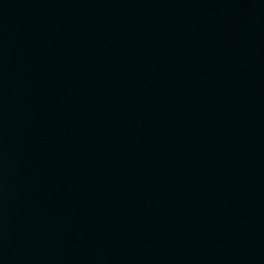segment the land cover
<instances>
[{
  "label": "water",
  "instance_id": "1",
  "mask_svg": "<svg viewBox=\"0 0 264 264\" xmlns=\"http://www.w3.org/2000/svg\"><path fill=\"white\" fill-rule=\"evenodd\" d=\"M0 264H264V0H0Z\"/></svg>",
  "mask_w": 264,
  "mask_h": 264
}]
</instances>
